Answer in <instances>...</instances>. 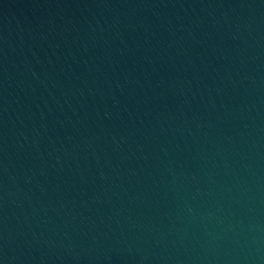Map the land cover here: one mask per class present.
I'll return each instance as SVG.
<instances>
[{
    "label": "water",
    "instance_id": "1",
    "mask_svg": "<svg viewBox=\"0 0 264 264\" xmlns=\"http://www.w3.org/2000/svg\"><path fill=\"white\" fill-rule=\"evenodd\" d=\"M0 264H264V0H0Z\"/></svg>",
    "mask_w": 264,
    "mask_h": 264
}]
</instances>
